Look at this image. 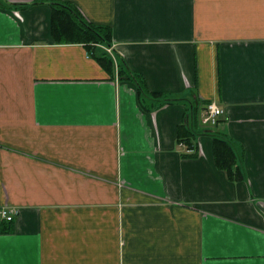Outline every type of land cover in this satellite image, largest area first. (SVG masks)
<instances>
[{
  "label": "crops",
  "instance_id": "0c3cea01",
  "mask_svg": "<svg viewBox=\"0 0 264 264\" xmlns=\"http://www.w3.org/2000/svg\"><path fill=\"white\" fill-rule=\"evenodd\" d=\"M59 1L112 44L59 42L48 1L0 0V209L18 212L0 264H264V0Z\"/></svg>",
  "mask_w": 264,
  "mask_h": 264
},
{
  "label": "trees",
  "instance_id": "16d2710c",
  "mask_svg": "<svg viewBox=\"0 0 264 264\" xmlns=\"http://www.w3.org/2000/svg\"><path fill=\"white\" fill-rule=\"evenodd\" d=\"M48 1L52 6L51 13V29L53 37L59 42H80L85 44L104 43L105 45L112 44L111 29L107 26H96L88 22L79 10L71 3L59 0H42ZM40 2V1H36ZM97 54L96 51L92 52ZM99 59H109L107 52L99 55ZM133 79L138 83L140 89H143L145 82L140 75L132 74ZM159 98L163 94L161 92H153L151 96ZM164 102L172 100V98L164 97ZM194 132L180 125L178 127V141L185 143L188 147L194 146ZM213 152L215 161L220 169L227 171L232 178H239L241 174L238 170L237 155L234 148L223 137H215ZM13 228V221H8L0 216V231L9 232Z\"/></svg>",
  "mask_w": 264,
  "mask_h": 264
},
{
  "label": "built area",
  "instance_id": "2783aa9c",
  "mask_svg": "<svg viewBox=\"0 0 264 264\" xmlns=\"http://www.w3.org/2000/svg\"><path fill=\"white\" fill-rule=\"evenodd\" d=\"M111 51V49H109ZM225 113V110L220 107L217 102H211L206 107V112L203 117L204 124H216L220 117ZM17 215V210L11 207H3L0 209V216L8 221L13 220Z\"/></svg>",
  "mask_w": 264,
  "mask_h": 264
},
{
  "label": "rangeland",
  "instance_id": "374dc122",
  "mask_svg": "<svg viewBox=\"0 0 264 264\" xmlns=\"http://www.w3.org/2000/svg\"><path fill=\"white\" fill-rule=\"evenodd\" d=\"M220 120V119H219ZM219 123V121L216 123V124H204V125H206V126H215V125H217ZM14 209V208H13ZM17 214H18V212H17ZM17 216V215H16ZM16 216L13 218V220H15L16 219ZM12 220V221H13Z\"/></svg>",
  "mask_w": 264,
  "mask_h": 264
}]
</instances>
